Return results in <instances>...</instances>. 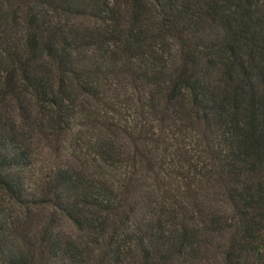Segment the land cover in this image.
Listing matches in <instances>:
<instances>
[{"label":"trees","instance_id":"trees-1","mask_svg":"<svg viewBox=\"0 0 264 264\" xmlns=\"http://www.w3.org/2000/svg\"><path fill=\"white\" fill-rule=\"evenodd\" d=\"M0 264H264V0H0Z\"/></svg>","mask_w":264,"mask_h":264}]
</instances>
